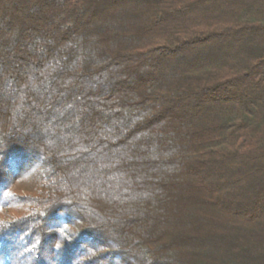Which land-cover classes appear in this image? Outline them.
<instances>
[{
	"label": "trees",
	"instance_id": "trees-1",
	"mask_svg": "<svg viewBox=\"0 0 264 264\" xmlns=\"http://www.w3.org/2000/svg\"><path fill=\"white\" fill-rule=\"evenodd\" d=\"M0 264H264V0H0Z\"/></svg>",
	"mask_w": 264,
	"mask_h": 264
}]
</instances>
